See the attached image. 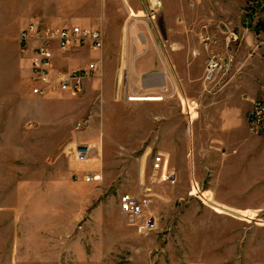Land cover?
Listing matches in <instances>:
<instances>
[{"label":"rangeland","instance_id":"obj_1","mask_svg":"<svg viewBox=\"0 0 264 264\" xmlns=\"http://www.w3.org/2000/svg\"><path fill=\"white\" fill-rule=\"evenodd\" d=\"M127 1L0 0V264H264V199L206 194L184 154L164 153L172 111L190 105L173 47L203 91H233L222 108L264 97V0ZM31 21L102 31L99 49L55 53V69L98 64L80 93H32L19 38ZM213 56L222 64L207 79ZM146 187L148 216L131 223L120 197Z\"/></svg>","mask_w":264,"mask_h":264},{"label":"crops","instance_id":"obj_2","mask_svg":"<svg viewBox=\"0 0 264 264\" xmlns=\"http://www.w3.org/2000/svg\"><path fill=\"white\" fill-rule=\"evenodd\" d=\"M127 5L135 8L137 3L128 0ZM207 17L211 18L209 15ZM30 18V15L26 16V19ZM205 28L207 32H217L212 25ZM180 45L182 47L184 44ZM175 49L173 47L174 53L177 51ZM173 52V61L182 79V91L190 105L183 110L177 106L172 111L170 148L164 153L169 152L173 161H178L179 155L184 154L188 170L196 178L197 184L204 186L206 194L222 193V201L230 204L233 203L232 199L237 204V200L239 203L241 199L255 195L256 199H264V136L249 130L248 115L252 105L247 106V110H243L244 102L237 103L239 106L234 105L232 110L222 108L224 99L233 91L226 95L222 94V90L212 95L203 91L200 84H195L196 80H202V73L195 80L186 63L183 65L184 62L176 61ZM179 64L183 65L182 70ZM159 74L148 78L150 85L152 82L160 84ZM181 137L183 143L179 144ZM208 172L211 179L206 182ZM230 204L231 208H239Z\"/></svg>","mask_w":264,"mask_h":264},{"label":"built area","instance_id":"obj_3","mask_svg":"<svg viewBox=\"0 0 264 264\" xmlns=\"http://www.w3.org/2000/svg\"><path fill=\"white\" fill-rule=\"evenodd\" d=\"M21 50L30 63L32 93L47 95L57 92H68L72 95L80 93L86 78L96 73L98 64L90 62L87 66L72 69H55L56 51H68L83 45L99 49L103 46L104 36L100 29L79 24L51 25L31 21L20 32ZM221 59L213 56L207 62V79L214 76V71L221 67ZM249 128L252 133L264 136V97L253 102L249 117ZM87 122L79 123L78 127ZM89 146H80L75 150L76 157L84 159L90 152ZM163 156L154 158V171L163 168ZM168 179L174 181L175 171H170ZM100 175L91 173L85 176L86 181L99 179ZM149 187L141 195L124 193L120 197V208L131 223L147 217L151 203ZM150 218L147 222H149Z\"/></svg>","mask_w":264,"mask_h":264},{"label":"bare ground","instance_id":"obj_4","mask_svg":"<svg viewBox=\"0 0 264 264\" xmlns=\"http://www.w3.org/2000/svg\"><path fill=\"white\" fill-rule=\"evenodd\" d=\"M143 96H148V97H154L156 101H160V100H163L164 99V96L162 95H155V94H152V95H143ZM141 96V97H143ZM139 95H132V96H129V100H132V101H138V100H143V99H139Z\"/></svg>","mask_w":264,"mask_h":264}]
</instances>
